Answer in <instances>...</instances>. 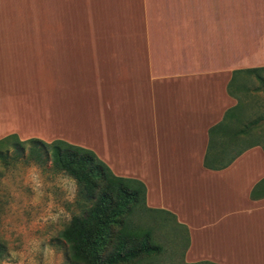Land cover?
<instances>
[{
    "label": "crops",
    "instance_id": "crops-1",
    "mask_svg": "<svg viewBox=\"0 0 264 264\" xmlns=\"http://www.w3.org/2000/svg\"><path fill=\"white\" fill-rule=\"evenodd\" d=\"M256 3L0 0V140H60L140 182L145 209L185 231L183 264H264L248 126L264 110L243 113L246 71L264 74Z\"/></svg>",
    "mask_w": 264,
    "mask_h": 264
},
{
    "label": "trees",
    "instance_id": "trees-1",
    "mask_svg": "<svg viewBox=\"0 0 264 264\" xmlns=\"http://www.w3.org/2000/svg\"><path fill=\"white\" fill-rule=\"evenodd\" d=\"M257 71L251 69L246 73ZM250 124L256 126L251 130L252 137L264 152V113ZM246 130L248 135L247 127ZM235 133L243 134L241 130ZM12 139L9 136L0 140V149L33 147L35 153L49 156L54 172L76 181L75 205L81 214L72 216L70 224L58 234L64 246L65 264H137L140 259L160 251L152 242L151 232L136 221L142 217L135 216L138 211H147L145 189L140 182L114 176L85 148L60 140L44 143ZM5 252V244L0 239V261Z\"/></svg>",
    "mask_w": 264,
    "mask_h": 264
},
{
    "label": "rangeland",
    "instance_id": "rangeland-1",
    "mask_svg": "<svg viewBox=\"0 0 264 264\" xmlns=\"http://www.w3.org/2000/svg\"><path fill=\"white\" fill-rule=\"evenodd\" d=\"M255 1L257 8L260 6L259 0ZM27 26L23 27L26 32ZM49 26L52 27L51 24ZM249 75L252 93L248 101L251 104L243 113L253 120L257 109L264 110V74ZM45 81L50 80L45 78ZM49 85L46 82L43 85L45 92L50 91ZM255 103L261 106L256 107ZM248 126L251 130L256 127L251 124ZM251 133L253 135V131ZM4 149L5 147L0 149V239L5 244L6 252L0 264H65L64 246L58 234L68 222L62 221L61 228L51 222L45 224L40 219L46 215L44 208L48 192H52L56 203L72 216L78 211L75 202L67 203L62 199L63 193L58 188L47 187L54 184L61 174L52 170L48 155L35 153L33 147L25 145L22 148L8 147L6 151ZM33 174L43 182V191L46 193L41 203L36 206H33V198L36 196L32 191ZM135 216H142L140 220L135 218L136 221L151 232L152 242L160 248L158 254L140 259L137 264H183V252L187 244L185 231L176 226L169 216L163 214L138 211Z\"/></svg>",
    "mask_w": 264,
    "mask_h": 264
},
{
    "label": "clouds",
    "instance_id": "clouds-1",
    "mask_svg": "<svg viewBox=\"0 0 264 264\" xmlns=\"http://www.w3.org/2000/svg\"><path fill=\"white\" fill-rule=\"evenodd\" d=\"M32 191L36 193L33 198V206L41 203L42 198L45 197L46 193L43 191L44 184L35 174L31 176ZM48 188H58L62 193V199L67 203H74L76 199L77 185L76 181L72 178L67 177L63 173L57 177L54 184H49ZM74 211H76L74 209ZM46 215L41 216L43 223L48 224L51 222L53 225L63 227L62 221H67L69 224L72 219V214L66 211L62 206L56 203V197L52 192L47 193V203L44 208ZM81 213L76 211V215L79 216ZM38 247V246H37Z\"/></svg>",
    "mask_w": 264,
    "mask_h": 264
}]
</instances>
